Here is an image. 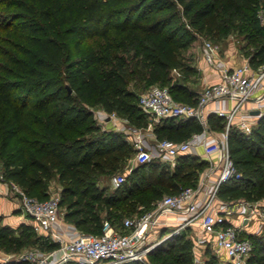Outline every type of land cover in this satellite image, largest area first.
I'll return each mask as SVG.
<instances>
[{"label":"trees","instance_id":"1","mask_svg":"<svg viewBox=\"0 0 264 264\" xmlns=\"http://www.w3.org/2000/svg\"><path fill=\"white\" fill-rule=\"evenodd\" d=\"M262 9L264 0H0V167L4 182L16 184L27 196L46 200V187L56 174L60 202L77 199L68 204L71 212L65 220H73L76 230L94 235L102 232L104 221L122 228L125 216H140L164 195L195 186L209 163L187 154L178 157L173 170L153 158L133 168L120 188L107 194V187L99 189L95 177L120 171L135 150L122 133L102 130L93 109L121 112L136 127H146L139 98L128 90L133 73L138 79L146 76L151 85L171 83L168 89L175 100L195 104L198 94L186 82L196 69L183 58V52L194 35L220 38L227 22L237 15L253 46L249 66H264V25L257 16ZM111 35L119 41L114 42ZM93 37L104 41L101 57L86 44ZM128 41L138 44L134 55L147 63L146 72L140 66L130 72L127 59L113 54L115 49L126 48ZM174 69L184 72L182 80L171 74ZM174 120L165 119L154 127L157 140L182 142L203 131L194 118L176 124ZM208 124L224 127L221 118H210ZM227 144L240 178L223 184L218 198L264 199V115L249 134L231 129ZM73 205L81 207L73 210ZM101 209L106 211L104 217L97 214ZM19 228L16 236L0 215L4 247L17 251L33 243L29 238L32 227L23 223ZM188 231L159 245L144 263L127 264H150L149 259L160 264H193ZM42 239L48 249L57 248ZM250 239L253 252L248 263L264 264V240ZM1 264L28 263L11 260ZM206 264H217V260L210 257Z\"/></svg>","mask_w":264,"mask_h":264},{"label":"built area","instance_id":"2","mask_svg":"<svg viewBox=\"0 0 264 264\" xmlns=\"http://www.w3.org/2000/svg\"><path fill=\"white\" fill-rule=\"evenodd\" d=\"M260 12L258 18L263 23L264 9ZM202 53L204 59L211 63L216 49L210 44H204ZM259 88L264 89V66L252 69L249 65H244L223 70L218 82L207 85L198 94L195 104L175 100L165 86H152L139 97L138 106L149 117L150 128L169 118H194L203 128L201 133L192 135L186 141L157 140L154 146L156 157L176 160L180 156L189 154L193 149L201 147L207 157L213 153L218 154L217 162L209 161V164L211 167H219V173L203 198H198V188H184L179 194L164 195L148 212L137 217L125 218L122 221L123 231H118L108 221H104L100 234H86L76 230L72 235L70 226L65 223L60 214L58 196L39 200L27 196L16 184L7 183L14 197L18 199L17 210L27 217L32 230L46 240L57 244V248L51 251L30 252L18 257L15 261H24L28 264L144 263L148 253L159 245L173 239L187 228L197 226L200 234L213 236L214 244L209 258L214 257L217 264H249L248 258L252 253L253 244L250 237L242 234L250 221H257L259 225H264V206L259 205V201L224 202L218 199L220 187L230 180L240 178V175L229 155L228 134L223 140H207L208 118L204 109L207 104L217 99L228 97L235 100L230 110H218L216 113L217 117L226 120L228 132L229 127L233 125L236 112ZM263 98L264 94L257 100L260 101ZM253 124L254 121L241 119L236 125L240 132L249 134ZM130 138L135 150L130 166L132 170L155 156L153 149L141 135L136 134ZM125 181L126 178L114 176L113 188H120ZM0 182H4L1 167ZM201 186H207L204 180H201L198 185V187ZM175 214L181 216L176 227L169 231L164 230L167 228L168 218ZM236 214L237 218H235ZM160 228L164 230L162 233ZM209 258L200 259L195 255L193 264H206ZM7 261L11 260L4 262Z\"/></svg>","mask_w":264,"mask_h":264},{"label":"rangeland","instance_id":"3","mask_svg":"<svg viewBox=\"0 0 264 264\" xmlns=\"http://www.w3.org/2000/svg\"><path fill=\"white\" fill-rule=\"evenodd\" d=\"M259 12H260V10L257 12V16H258ZM260 14H262V13L260 12ZM240 16L241 15H237L236 19H234V20H233V18L229 17L230 20L231 19L232 20L231 21L229 20L227 22L226 26L223 29L222 36L218 39H213V38H210V37H207L204 35H194L195 39L191 41L190 46L183 52V58L187 59L188 57L192 56L194 54V52H197L200 49L202 50L204 44H210L211 46H213L216 49V52L222 56H223V53L225 50L232 48L234 51V55H237V53L239 51L240 54L242 55V57L247 59L249 52L253 49V46H252V44L248 43L249 40L247 38V34L249 31L247 30L246 27H242V23L240 21ZM180 18H181L180 20H181V24H182L183 28L187 29L188 25L186 24L185 20L182 17H180ZM236 21H238V22H236ZM261 24L264 25V21ZM111 38L114 42L119 41V38H117L113 35H111ZM128 42H129V44L126 48L115 49V50H113V54L116 56H124L127 59V63H126L127 67L126 68L128 70H130V72H134V67H137V66H140L141 70L146 72L147 71V67H146L147 63H145L143 58L135 57V55H134L135 50L138 47V44L135 41H128ZM86 44L90 45L91 47L96 49V51L98 52V55L100 57L103 56L104 41L102 38L93 37V38L89 39ZM238 67H240V66H238ZM183 73L184 72L180 69L179 70L174 69L171 71V74L176 78V80H182L184 78ZM189 80H191V81L196 80V76L195 75L190 76ZM170 84L171 83L164 84L161 86H165V87L169 88ZM152 86H160V85L159 84L151 85L147 82L146 76L143 77L142 79H138L133 73L132 74V81L128 85V90L134 94V96L137 100L142 94H144L146 91H148ZM137 104H138V102H137ZM141 112H142V110H141ZM93 114H94V119H95L96 123L102 128V130L122 133L124 135V137L129 142H131L130 137H132L133 135H136V134L141 135L145 139H147L149 137V128H147V127H149V117L147 115H145L144 113L143 114H144L145 120L147 122L146 127H136L135 124L128 118V116L126 114H123V113L117 112V111H115L113 113H107L104 110H102L101 108L96 107L93 109ZM231 129H232V126L229 127L228 132H227V124L225 121L224 127L222 129L216 130V138L219 140H223L224 137L226 136V134H228L231 131ZM133 157H134V155L131 157V159L126 161V163L122 166L121 170L116 172L115 174L95 177L94 181L96 182V186L99 189H101L103 187H107L108 189H107L106 194L112 192L114 190L113 184H112V178L114 176H121V177L127 179L129 173L131 172L130 166L132 164ZM164 160H165L164 164H166V161L168 159H164ZM7 187H8L7 192L9 194L8 196H12L14 201L17 202V204H18V199L14 197V194H13L11 187L8 186V184H7ZM195 188H196V185L193 187H190V189H195ZM46 192L48 194V197L58 196L59 199L61 200V197H60L61 186H60V183L58 181V176L56 174L53 175L52 180L48 183V185L46 187ZM76 200H77L76 198H72L70 201H68V203H63V204L61 202L59 203L61 216L64 218L65 223L68 224V226H72V228L74 230H76V229L74 228L73 225H71L72 224L71 221H73V220L66 221L65 218H66V215L69 214V212H71L69 207H68L69 206L68 204H70V203L74 204V202ZM259 205L264 206V199L259 200ZM80 207H81L80 205H76L73 207L74 208L73 210H75L76 208H80ZM19 213H20V211H18L17 214H19ZM97 214L100 217H104L106 215V211L104 209H101V210L97 211ZM25 218H27V217H25ZM125 218H132V217L125 216L123 218V220ZM251 226H252V223L250 225V228H251ZM194 228H196V227H194ZM116 229L118 231H123L121 226H119ZM13 230H14V234L16 236H18L19 231H20L19 226ZM166 230H168V229H166ZM190 230H192V228ZM71 231H72V229H71ZM256 231H257L256 234L252 235V236L258 238V240H264V225H260L258 227V230H256ZM251 232H252V230H251ZM188 233H189L188 239L190 240L191 245H192L193 261H194L195 255L199 256V258L202 259V254H201L202 250L198 249V247H197V242H198L199 237L197 236L196 231H192V233H190V231H188ZM29 238L33 243H28V244L22 246L21 249H19L17 251L7 249L6 246L4 247L3 242L0 240V264L3 263L5 260H15L18 257H21L25 254L30 253V252H36L37 251V252H41V253H46L48 251H51L50 249L47 248L48 247L47 243H44L42 236L38 235L34 231H33V234H30ZM24 240H26V239H24ZM163 244H161V245H163ZM250 256H252V253L250 254ZM149 263L150 264H160L158 261L155 262L152 259H149ZM249 264H256V261L249 263Z\"/></svg>","mask_w":264,"mask_h":264},{"label":"crops","instance_id":"4","mask_svg":"<svg viewBox=\"0 0 264 264\" xmlns=\"http://www.w3.org/2000/svg\"><path fill=\"white\" fill-rule=\"evenodd\" d=\"M248 59L249 57H247V59L242 57L239 51L237 55H234L233 49L229 48L224 51L223 56L216 52L213 62L210 63L204 59L202 50L200 49L197 52H194L192 56L187 58L189 65H191L192 67L196 69V74H195L196 80L191 81L188 79L186 82L187 87L190 91L199 94L207 85L218 82L223 70L225 69L230 70L238 66L249 65ZM263 94H264V89L259 88L253 96H251L248 100H246L241 105V108L236 112V116H235V119L232 125V129L238 130L236 124L241 119H249L251 121H254L253 128L256 127L258 119L264 115V98L261 99L260 101L257 100V98H260V96H263ZM234 104H235V100H232L228 97H224V98L217 99L207 104L204 109V112L208 119L210 118L218 119L220 118V117H217L216 115L218 110L228 111L234 106ZM180 120H185V118H177L173 121V124L178 123ZM221 120L222 122L226 121L224 118H221ZM162 122L163 121H161L160 123H156L151 128L149 127V133L151 134L146 139V142L148 146L153 149V154L155 158L157 159L156 161L164 164L165 163L164 159L156 157L154 146L156 144L157 138L153 131L154 127L162 124ZM206 130H207L206 136H207L208 141H215V140L219 141V139L216 138L217 129L215 127L210 128L208 124V127ZM188 155L199 158L200 160H205L208 163L209 161L215 163L217 162V159H218L217 153H213L209 157H207L204 154L203 149L201 147L193 149ZM177 159L176 160L168 159L165 165L170 170H173V168L175 167L177 163ZM218 173H219V167H216V168L211 167L210 164L203 172L200 173L199 179L196 183V188H195V189L198 188L197 190H199V193H198L199 199L203 198L206 195L207 189L216 180ZM201 180H204L207 186L198 187ZM7 190H8L7 184L5 182H0V215H2L3 217L4 225H8L12 227V229H16V227L20 226L23 223L27 224L28 221L21 213L17 214L19 211L17 210V202L14 201L12 196H8L9 194ZM224 202H228V201H224ZM243 213H245V210H243ZM179 216L180 214L179 215L175 214V215L170 216L168 218L167 228H164V230L168 229L167 231H169L170 229L176 227L177 221L180 219ZM237 216L238 215L236 214L235 217L237 218ZM251 223H252V226L250 228ZM259 226L260 225L257 221L248 222L245 226V230L243 231L242 235L245 237H250L252 235H255L257 232L256 230H258ZM70 227L72 229L71 231L72 235H74L75 233L74 231L76 230H74L72 226ZM191 228L192 230H190V233H192V231H196L197 236L199 237L198 242H197V247L198 249L202 250V253H201L202 259H208L211 254V250H212L211 248L214 244L213 236L208 235V234H205V235L200 234L197 226L189 227V229ZM164 230L160 228L161 233Z\"/></svg>","mask_w":264,"mask_h":264},{"label":"water","instance_id":"5","mask_svg":"<svg viewBox=\"0 0 264 264\" xmlns=\"http://www.w3.org/2000/svg\"><path fill=\"white\" fill-rule=\"evenodd\" d=\"M69 92H70V90H69Z\"/></svg>","mask_w":264,"mask_h":264}]
</instances>
